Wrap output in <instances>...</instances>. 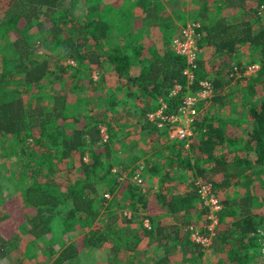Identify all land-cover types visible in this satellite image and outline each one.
<instances>
[{
	"label": "trees",
	"instance_id": "1",
	"mask_svg": "<svg viewBox=\"0 0 264 264\" xmlns=\"http://www.w3.org/2000/svg\"><path fill=\"white\" fill-rule=\"evenodd\" d=\"M233 1L222 0L216 14L202 16L196 30L198 46L225 56L238 54L239 48L246 46L260 56L255 61L260 65L258 75L247 80L240 91L250 101L257 97L258 88L264 89V28L255 29L252 25L253 18L263 14L264 0H253L256 7L249 0H235L243 15L238 21L229 22L221 12L224 7L232 8ZM70 2L76 4L78 0H10L0 18V137H8L16 147L26 145L33 149L25 158H19L28 181L17 197L28 225L25 232L32 240L21 246L19 236L8 238L0 232V261L14 253L18 259L33 260L40 254L50 264H81L82 255L105 245L109 248V264H145V255L153 249L161 252L150 258L149 264L201 260L204 251L189 240L188 229L197 227L194 219H204L207 212L199 206L194 184L184 194L172 191V186L190 173L193 182L206 180L216 196L224 192L223 199L217 196L222 208L208 250L215 264H255L259 250L264 256V98L256 105L249 104L242 113L244 118L236 122L201 109L191 124L192 141L186 149L182 141L170 139L167 128L164 127L163 135L158 134L155 130L159 129L147 119L162 104L165 115H177L186 95L197 91L199 82L207 79L199 56L194 84L189 90L186 88L185 59L168 47L177 28L172 22L163 27L166 18L160 17L161 1L101 4V0H86V11L81 17L69 12ZM135 4L141 7V17L134 15ZM160 20L161 25H150ZM30 33L34 36L28 37ZM39 50L61 52L53 68L46 55L38 60L34 57ZM68 59L75 65L59 64ZM93 70L102 72V88L93 91L102 90L101 98L108 102L104 113L113 112L110 118L108 114L95 118L88 101L78 95L93 85ZM14 75L22 77L21 95L2 90ZM109 75L118 95L106 89ZM47 77L52 86L59 83L67 90L65 94L50 96V104L43 107L41 91ZM211 82L215 96L209 105L213 109L223 103L225 84L216 77ZM175 85H180L182 91L171 95ZM23 95H30L31 101ZM69 96H74V100H68ZM76 107L84 108L85 113L76 112ZM68 114L72 121H68L67 132L60 141L58 165L53 170L46 165L52 172L65 166L73 175L74 179L66 178L61 183L44 168L32 164L39 160L36 147L44 142L48 126L63 122ZM135 114L139 115L137 124L142 122L141 130L154 132L157 139L152 142L156 145L149 160L144 158L148 153L137 151L125 162L120 156L127 153L117 147L118 125ZM100 127L107 130L106 144L100 140ZM23 153L19 150L20 155ZM139 162L143 165L142 174L157 184L152 199L161 213L156 216L150 210L149 216L146 214V183L133 181L140 174ZM244 179L256 182L252 196L238 190ZM106 195L110 196L109 205H105ZM120 199L129 202L126 209L133 213L129 220L121 215L123 222L128 225L141 218L135 227L114 226L117 220L112 209ZM55 218L60 221V230L55 234L60 233L61 237L53 246L41 240L50 235ZM145 221L149 228L143 226ZM95 223L102 227L93 228ZM205 226L203 220L202 234ZM38 241L42 246L35 254L32 249Z\"/></svg>",
	"mask_w": 264,
	"mask_h": 264
},
{
	"label": "rangeland",
	"instance_id": "2",
	"mask_svg": "<svg viewBox=\"0 0 264 264\" xmlns=\"http://www.w3.org/2000/svg\"><path fill=\"white\" fill-rule=\"evenodd\" d=\"M113 1V2H120L121 0H101V4L107 3V2ZM124 0H122L123 2ZM163 4V12L160 14V17H165L166 20L163 23V27L165 24L172 22L175 27L177 28L176 36L174 35L170 42L168 47L171 50L172 47V39L178 38L180 36V32H182V29H184L183 25H187L188 23H200L202 19H204L202 16L206 15L207 17H211L212 14H216V9L218 8V5L222 3V0H160ZM10 0H0V18H2L4 12L8 8ZM85 2L86 0H78L76 4H73L70 2L68 4L67 9H69V12L75 17H81L86 9H85ZM131 2H135V0H131ZM237 2L239 1H233L232 8H223L221 15L227 18V21L229 22H235L240 19V17L243 15V10L239 7L240 5H237ZM249 2L254 3L255 7V1L249 0ZM65 5V4H64ZM203 7L205 9H203ZM259 9V7H258ZM250 11V9H248ZM134 15L136 17H141L143 12L141 10V7L137 6L135 4L134 8ZM203 11H207L206 13H203ZM246 14V10H245ZM162 20L160 21H154L150 25L151 26H157L161 25ZM252 25L256 28H264V10L263 14L257 15L253 18ZM34 32V31H33ZM33 37L34 33L28 34V37ZM36 38V37H35ZM197 48L200 51L197 54V57L200 56V59L204 63L205 72L207 74V79L212 81L215 77L220 79L224 85L223 92L221 95L224 97L223 103L218 106H213L214 108L211 109L210 107L212 105H209V103L212 101L207 102H197L196 106L198 107V111L201 109L204 110H210V113L220 119H232L235 122L244 118L242 113H245L248 108L249 104H258V102L264 98V89L261 87L258 88V94L257 97L253 100L246 101L243 94L240 93L246 85L247 80H239L236 82H232L228 78L230 74V70L232 66L235 65H241V66H247L249 64L256 63L260 56L257 53H252V51L246 47L241 46L239 48L238 54H233L232 56H225V55H216L213 54V51L211 48H199L198 42L199 38L197 35ZM32 40H34L32 38ZM121 42H124L121 40ZM39 52V53H38ZM35 53V58L38 60L39 58L44 57L46 55V58L48 62L50 63V67L53 68L55 65V62L57 61L58 54L61 52L57 51L56 53H46L43 50H39ZM196 57V61H197ZM256 61V62H255ZM67 62H72L73 66L75 65V62L71 59L61 61L59 64L63 66H67ZM258 64V63H256ZM259 65V64H258ZM196 67V66H195ZM260 67V65H259ZM102 72L93 70L91 72V76L93 79V85L86 89L82 93H78L79 96L85 98L89 103V109L92 110L93 116L97 119H102L103 117H106L108 114L109 116L113 115V112L109 111L108 113H104L103 108H108V102L105 101V98H101L102 93L101 91L94 92L93 89H101L100 84V78H101ZM258 75V74H257ZM256 75V76H257ZM255 77V76H254ZM253 78V77H252ZM51 80L49 77H47L44 80V86L41 91L42 95V102L41 104L43 107H47L50 104V101L48 99L50 96H52L55 93H66L67 87H62L59 85V83L54 84L53 86L49 84V81ZM227 80V82H226ZM112 75L108 76V86H106V89L109 91H113L115 94L118 95V89H116V84L112 82ZM195 81V75L194 79L191 84H188L186 81V88L189 90L190 87L194 84ZM200 83V82H199ZM3 91L11 90L13 92H16L17 94L21 95L23 90L22 85V77L20 75H14L9 79V83L4 85ZM171 95H173L174 91L171 90ZM181 89L177 92H181ZM215 91V89H214ZM200 92V86L198 85V90L193 93H188L184 99L187 97H196V95ZM123 94H120L122 96ZM27 101H31V96H25L23 95ZM68 100L72 101L74 100V96H69ZM184 101V100H183ZM137 105V104H136ZM139 106V105H138ZM138 106L136 107L138 111ZM70 108V107H69ZM111 107H109L110 109ZM134 109V108H133ZM135 109V110H136ZM76 112L79 113H85V109L81 108L79 110V107L74 108ZM118 110H122V108H119ZM125 110V109H124ZM159 110V108H158ZM123 112V110H122ZM198 115V114H197ZM128 120L122 121L118 125V144L117 147L120 150V152H126L127 154L122 153L120 158L124 160L125 162H128L130 157L133 155L134 152H142L143 154H147L144 158H149V154L151 153V149L155 147L156 144H153L152 140H156L157 137L154 134L153 131H143L139 127V124H137V119H139V115L135 114L134 117L131 119L127 118ZM68 121H72L71 116L68 114L64 121H58L48 126L47 130L45 131V134L43 136L44 142L42 144L37 145L36 147V160L32 164L33 167L38 168H44L46 172L49 173L50 176L55 177L57 181L63 183L66 178L71 181V179H74L73 175H70L66 170L65 166H61V169H58L57 171H50L46 165H49L52 170L53 168L56 169L55 165H58L57 163V156H58V148L60 146V141L64 137V135L67 132V123ZM130 124H129V123ZM192 124V123H191ZM155 130V129H154ZM164 127L160 128L158 131V134L163 135L165 133ZM192 131V130H191ZM169 132V131H167ZM193 135V133H192ZM127 138V139H125ZM152 138V139H151ZM178 140H173V142H177ZM192 141V137L190 139ZM180 142V141H179ZM183 142V141H182ZM184 143V147L187 149L188 146L186 142ZM191 143V142H190ZM189 143V144H190ZM19 150L24 151L23 154H19ZM30 150L32 151V147H28L26 145H21L16 147V145H13L12 141L8 137H0V232L2 235H5L8 238H13L19 236L21 239V242L19 245H23L24 243L28 244L31 239L27 235V231L25 227H27V221L25 220V216L22 214V211L20 209V202L18 201L17 197L20 196L22 193L23 188L25 187L28 176L23 175V170H21V167H24L22 164V158L24 156H28L30 154ZM87 160V158H85ZM149 160V159H148ZM147 160V161H148ZM49 163V164H48ZM140 166L142 165V162L138 163ZM53 166V167H52ZM143 166V165H142ZM182 173H180V176ZM190 173L187 175V177H183V179L180 181V183H175V186H172L173 193H181L184 194L185 192H188L189 190L193 189L192 184H194L193 180L189 178ZM146 178V179H145ZM143 180L147 185L146 190H149V194L146 198V201H148V210L146 211L147 216H149V210L154 212V216L161 213V209L157 202L152 199L153 194L157 190V184L156 182L152 181L149 177H146V174H143ZM146 180V181H145ZM254 186H256L255 181L252 182V180L244 179L241 181V183L238 185V189L243 188L244 194H251L254 190ZM219 198L223 199L224 192L218 193ZM106 201L105 205H109L108 201H110V197L106 198L104 197ZM150 200V201H149ZM127 203V204H126ZM115 206V205H114ZM129 206V202L123 199H120L116 206L112 209L115 211V220L116 223L114 226H125V227H135V224H137L138 221H140V217L136 218L135 223H129L128 225L123 222L122 216L128 217L130 216V219L133 215V213L126 209ZM155 208V209H154ZM155 210V211H154ZM140 218V219H139ZM196 220V219H194ZM199 223L202 221V219L199 218L197 220ZM93 228H101L98 224L95 223ZM60 221L59 219H54V221L51 224V231L50 235L43 237L41 241H46L50 245L55 246V240L60 239V233L56 235L57 231L60 230ZM199 230H201V225L199 224ZM41 241H38L36 246L33 247L32 252L37 254L38 250L41 248ZM108 250L109 248L105 245L101 249L93 250L92 252L88 253L86 256L82 255L80 257L81 264H109V256H108ZM203 257L201 260H196L195 262H192L193 258H190L189 264H215V260L213 256L211 255L210 251L203 250ZM160 250H151L147 255H145L144 263L149 264L150 258L156 257L157 255H160ZM25 254V252H24ZM40 254H37L35 257H33V260H27L26 258L18 259L16 258V255L14 253H11L7 258L4 259V261H0V264H50L48 259L40 258ZM123 258V257H122ZM196 257H194L195 259ZM149 261V262H148ZM255 264H264V256L261 254V251L259 250L257 255V260Z\"/></svg>",
	"mask_w": 264,
	"mask_h": 264
},
{
	"label": "built area",
	"instance_id": "3",
	"mask_svg": "<svg viewBox=\"0 0 264 264\" xmlns=\"http://www.w3.org/2000/svg\"><path fill=\"white\" fill-rule=\"evenodd\" d=\"M197 28L198 24L188 23L178 38L172 39L171 51L176 55L181 56L185 59L186 67L183 70V75L188 84H191L194 79V70L196 66V57L200 52L197 48ZM68 66H73L72 62H67ZM260 67L258 64L253 63L247 66H232L228 78L232 82L239 80H247L257 75ZM200 92L196 97H187L184 99L182 105L178 109V113L175 116H167L164 111L165 106L162 104L159 110L148 114L147 119L149 122L153 123L158 129L167 128L168 135L171 140H178L186 142L187 146L191 142L192 137L191 123L198 114L197 102H207L214 98L215 91L212 82L208 79L202 80L199 83ZM181 89L180 85H175L173 88V95ZM100 140L103 144L108 141L107 130L105 127H100ZM142 167L140 166V174L134 176V182L136 184H141L143 181ZM194 186L197 189L198 200L200 204L206 209V217L204 216V221L206 226L204 227L205 233L202 234L198 227L191 226L190 239L194 244L199 245L204 250H207L211 246V241L213 234L217 228L219 219L218 212L221 210L222 206L219 203V199L213 193L212 186L201 178L194 182ZM109 198V195L105 196ZM128 220L130 216L127 217ZM143 226L149 228L148 223L145 221ZM202 226V225H201Z\"/></svg>",
	"mask_w": 264,
	"mask_h": 264
},
{
	"label": "clouds",
	"instance_id": "4",
	"mask_svg": "<svg viewBox=\"0 0 264 264\" xmlns=\"http://www.w3.org/2000/svg\"><path fill=\"white\" fill-rule=\"evenodd\" d=\"M218 198H219V196H218ZM200 207H202L205 211H206V209L202 206V204L201 205H199ZM219 215V214H218ZM219 219V218H218ZM203 220L204 219H202V221L199 223L197 220H195L194 222H196L197 223V227L199 226V224L200 225H202V223H203ZM219 224V223H218ZM217 227H218V225H217ZM189 240L191 241V239H190V235H189ZM192 242V241H191ZM193 243V242H192ZM212 243V242H211ZM194 244V243H193ZM195 245H197V244H195ZM211 247V246H210ZM209 247V248H210ZM202 248V247H201ZM209 248L207 249V251L209 250ZM202 250H204L203 248H202Z\"/></svg>",
	"mask_w": 264,
	"mask_h": 264
},
{
	"label": "crops",
	"instance_id": "5",
	"mask_svg": "<svg viewBox=\"0 0 264 264\" xmlns=\"http://www.w3.org/2000/svg\"><path fill=\"white\" fill-rule=\"evenodd\" d=\"M255 184H256V182H255ZM239 190V192H243V188H241V189H238ZM253 192H254V190H253ZM253 192H251V194H249V196H252L253 195Z\"/></svg>",
	"mask_w": 264,
	"mask_h": 264
}]
</instances>
